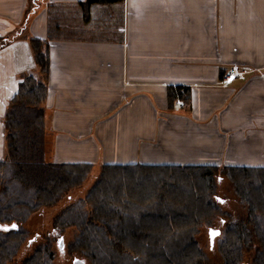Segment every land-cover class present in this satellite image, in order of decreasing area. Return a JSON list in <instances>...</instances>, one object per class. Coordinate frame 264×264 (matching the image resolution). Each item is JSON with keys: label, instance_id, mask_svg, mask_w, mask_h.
<instances>
[{"label": "crops", "instance_id": "crops-1", "mask_svg": "<svg viewBox=\"0 0 264 264\" xmlns=\"http://www.w3.org/2000/svg\"><path fill=\"white\" fill-rule=\"evenodd\" d=\"M35 1L0 0V36L15 35L0 46V159L6 106L35 72L28 41L39 37L49 42V159L264 166V0H122L91 5L87 22L82 0ZM71 8L85 30L105 22L121 39L56 38ZM233 66L248 69L222 82ZM176 84L190 87L188 106L168 104Z\"/></svg>", "mask_w": 264, "mask_h": 264}, {"label": "trees", "instance_id": "trees-1", "mask_svg": "<svg viewBox=\"0 0 264 264\" xmlns=\"http://www.w3.org/2000/svg\"><path fill=\"white\" fill-rule=\"evenodd\" d=\"M121 1H79L82 21H89L91 5ZM14 36H0V46ZM28 42L35 72L22 75L3 116L0 264L10 260L26 238L28 230L21 223L33 211L55 204L67 190L88 178L93 168L90 162H58L47 157L43 101L48 89L49 42L39 37H30ZM225 72L220 73V79ZM190 98L188 85L167 87L170 106L177 100L188 106ZM220 166L222 172L227 171L236 194L240 195L238 185L246 187L247 218L231 216L215 201ZM255 175L261 179L256 184L250 180ZM223 213L228 219L222 217L224 225L215 227L221 234L218 248L222 262L215 264H248L242 262L243 247L252 236L262 246L253 264H264V166L102 163L85 195L53 218L50 234L74 227L68 251L79 253L86 264H214L195 235L200 225L210 226ZM53 257L48 240L34 247L20 264H54Z\"/></svg>", "mask_w": 264, "mask_h": 264}, {"label": "rangeland", "instance_id": "rangeland-1", "mask_svg": "<svg viewBox=\"0 0 264 264\" xmlns=\"http://www.w3.org/2000/svg\"><path fill=\"white\" fill-rule=\"evenodd\" d=\"M74 8H71L70 10H66V12H62L65 14L66 19L65 22H68L69 25H64L63 27L58 26L56 28L51 27V31L56 38L61 37H86V36H92L96 37L97 39L100 38H106V37H114V39H121L120 32L117 31V27L114 26L113 28L104 29L102 28V25L106 24L105 22L100 23L97 22L98 27L94 32L85 30L83 25L78 24V17L76 16L74 12ZM106 12V11H105ZM95 13V12H94ZM104 13V12H103ZM109 14L110 19H114L115 17H118L119 14L113 10H110L107 12ZM57 11H53V15L56 16ZM59 19L61 16V12H59ZM102 13L97 14L98 19L102 17ZM58 20H53V22H58ZM81 22V21H80ZM110 24V23H107ZM81 26V27H80ZM95 26V25H94ZM109 27V26H108ZM100 28V29H99ZM102 28V29H101ZM49 141L50 137H47L45 149L48 150L49 147ZM102 157L98 155L97 159L95 160L93 164V168L90 172V175L88 178H86L81 184L76 185L69 190H67L61 198L53 205H49L47 207H42L37 209L36 211H33L28 218L22 222V226L28 230L26 238L23 240V242L20 244L19 248L15 252V255L10 259L7 260L3 264H20L25 257H27L33 250L34 247H36L38 244L46 241H50L52 250L54 252L53 262L54 264H72L73 257H81L79 253H71L68 251V242L73 239L74 234L76 232V229L74 227H67L62 233H58L56 235L50 234L51 227H52V220L53 218L62 211L64 206H66L68 203H70L73 200H76L78 198H81L85 195V192L87 188L90 186L92 180L97 175L99 166L102 164ZM222 166H220V170L216 173L215 177V193H214V199L217 202L219 208L227 212L233 217H239V218H247L248 217V205L244 202L243 198L247 195L246 187H243L242 185H238L239 194H236L231 181L229 180L227 174V171L224 170L222 172ZM252 182L255 181H261L260 177L258 175L253 176L250 178ZM255 212H258L255 210ZM222 217L224 219H228V215L226 213L221 214L220 216H217L213 223L209 226L206 223H203L200 225L198 232L196 233L195 237L199 243V246L203 249L205 254L207 255L209 261L211 263H221L222 257L218 248V242L221 238L220 235H215L212 239V242H210L209 237V228L210 227H221L223 223ZM62 234L63 241H62V247L63 250L60 251L57 246V240L58 237ZM29 238H33L30 243H27V240ZM262 246L258 239L255 236H252L251 242L247 243L243 247V259L242 262H246L248 264H253V259L256 255V252L258 249H260Z\"/></svg>", "mask_w": 264, "mask_h": 264}, {"label": "built area", "instance_id": "built-area-1", "mask_svg": "<svg viewBox=\"0 0 264 264\" xmlns=\"http://www.w3.org/2000/svg\"><path fill=\"white\" fill-rule=\"evenodd\" d=\"M247 69H248V67H246V66H240V67L233 66V67H230L224 73L223 77L221 78V81L224 82V83L229 82L234 77L241 75Z\"/></svg>", "mask_w": 264, "mask_h": 264}, {"label": "water", "instance_id": "water-1", "mask_svg": "<svg viewBox=\"0 0 264 264\" xmlns=\"http://www.w3.org/2000/svg\"><path fill=\"white\" fill-rule=\"evenodd\" d=\"M16 226V224H15ZM214 231L216 233L219 234V228H213V227H210L209 228V237H210V242H212V239L215 235H212L211 232ZM62 241H63V237L62 236H59L58 240H57V246L59 248L60 251L63 250V247H62ZM72 264H86L85 261L79 257H73V260H72Z\"/></svg>", "mask_w": 264, "mask_h": 264}, {"label": "snow or ice", "instance_id": "snow-or-ice-1", "mask_svg": "<svg viewBox=\"0 0 264 264\" xmlns=\"http://www.w3.org/2000/svg\"><path fill=\"white\" fill-rule=\"evenodd\" d=\"M12 227H15V225H12ZM5 230H7V229H5ZM211 234H212V235H217L218 233L212 231Z\"/></svg>", "mask_w": 264, "mask_h": 264}, {"label": "flooded vegetation", "instance_id": "flooded-vegetation-1", "mask_svg": "<svg viewBox=\"0 0 264 264\" xmlns=\"http://www.w3.org/2000/svg\"><path fill=\"white\" fill-rule=\"evenodd\" d=\"M213 228H215V227H213ZM59 238V237H58Z\"/></svg>", "mask_w": 264, "mask_h": 264}]
</instances>
